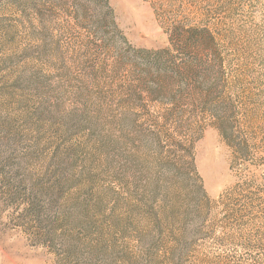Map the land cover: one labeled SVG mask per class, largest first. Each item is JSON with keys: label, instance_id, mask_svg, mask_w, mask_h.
<instances>
[{"label": "rangeland", "instance_id": "374dc122", "mask_svg": "<svg viewBox=\"0 0 264 264\" xmlns=\"http://www.w3.org/2000/svg\"><path fill=\"white\" fill-rule=\"evenodd\" d=\"M0 264H264V0H0Z\"/></svg>", "mask_w": 264, "mask_h": 264}, {"label": "trees", "instance_id": "16d2710c", "mask_svg": "<svg viewBox=\"0 0 264 264\" xmlns=\"http://www.w3.org/2000/svg\"><path fill=\"white\" fill-rule=\"evenodd\" d=\"M194 32H195L196 34H202V35H204V36H208L212 42H214V43L216 42V37H215L214 34H213L209 29H207V28H205V29H201V30H195Z\"/></svg>", "mask_w": 264, "mask_h": 264}]
</instances>
